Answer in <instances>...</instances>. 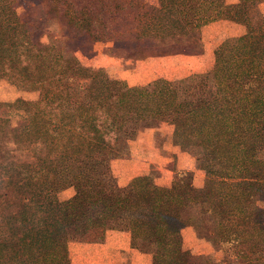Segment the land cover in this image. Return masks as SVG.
<instances>
[{"label": "trees", "instance_id": "16d2710c", "mask_svg": "<svg viewBox=\"0 0 264 264\" xmlns=\"http://www.w3.org/2000/svg\"><path fill=\"white\" fill-rule=\"evenodd\" d=\"M261 1L121 0L111 9L107 0H43L46 14H59L94 39L105 38L115 22L139 39L191 36L216 20L241 25V34L223 39L213 52V77L224 95L177 110L169 80L130 86L103 69L86 67L53 43L35 42L15 0H0V80L37 93L34 100L15 101L27 120L20 133L11 134L8 120L0 119L9 153L1 158V183L16 189L20 204L17 216L6 217L7 230L1 228V264H70L68 229L98 228L109 219L128 220L132 249L138 240L157 245L152 264H187L182 229L188 226L217 246L251 239L255 259L264 258L257 237L262 220L254 214L241 166L264 148ZM70 76L86 80L89 105L72 107ZM131 119L174 125L187 146L201 149L209 165L205 183L193 185L188 171L169 186L141 174L132 178L128 195L107 192L92 159L114 150V131ZM56 182L72 186L74 194L59 200L51 191ZM1 197L10 199L6 191ZM185 202L198 203L200 212L180 218Z\"/></svg>", "mask_w": 264, "mask_h": 264}, {"label": "rangeland", "instance_id": "374dc122", "mask_svg": "<svg viewBox=\"0 0 264 264\" xmlns=\"http://www.w3.org/2000/svg\"><path fill=\"white\" fill-rule=\"evenodd\" d=\"M111 9L121 0H107ZM155 3L156 0H145ZM20 16L26 22L32 39L38 43H53L59 50L75 56L84 66L103 69L109 76L125 81L130 86L151 82L157 78L169 80L177 93L176 109L180 110L198 100L219 98L224 95L223 84L212 73L215 47L225 38L241 34L244 29L225 20L204 25L189 36L178 34L163 39L136 38L124 31L119 22L105 38L79 31L61 19L57 13H48L43 0H15ZM136 3V2H135ZM157 3V2H156ZM263 17L264 0L258 4ZM68 90L72 107L90 104L85 79L70 76ZM37 93L18 89L6 80H0V119L8 120L11 134H18L27 125L22 107L16 99L34 100ZM1 102L5 105L1 106ZM9 103L10 105H6ZM0 126V260L1 228L7 230V216H17L20 204L14 198L11 184L1 183V158L8 157L3 145L4 133ZM116 146L109 154H95L92 163L109 193L128 195L131 180L148 174L160 186H169L181 172L192 174V183L201 186L206 181L209 167L198 147L187 146L177 136L174 125L160 122H143L131 119L114 131ZM242 175L249 180L248 193L256 217H261L257 237L264 245V148H258L242 163ZM10 199L3 201L2 192ZM52 193L65 200L74 194L72 186L56 182ZM200 212L195 202L179 207L184 219ZM129 222L126 219H109L103 226L85 231L68 229L70 264H152L159 250L153 242L138 240L131 248ZM257 232V233H258ZM185 249L189 250L187 264H264V258L255 259L251 239L230 246H217L208 241L201 231L192 226L182 229ZM115 251V252H113ZM1 264V261H0Z\"/></svg>", "mask_w": 264, "mask_h": 264}]
</instances>
